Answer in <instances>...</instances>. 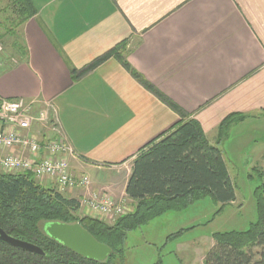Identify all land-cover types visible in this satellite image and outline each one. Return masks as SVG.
Here are the masks:
<instances>
[{
	"label": "crops",
	"instance_id": "1",
	"mask_svg": "<svg viewBox=\"0 0 264 264\" xmlns=\"http://www.w3.org/2000/svg\"><path fill=\"white\" fill-rule=\"evenodd\" d=\"M31 1L36 15L15 38L26 55L9 45L0 59V98L53 105L75 155L69 171L90 182L67 198L103 194L132 205L125 187L134 157L180 120L114 59L73 80L71 69L122 42L130 66L197 121L210 144L222 147L264 120V0ZM230 115L248 118L219 141Z\"/></svg>",
	"mask_w": 264,
	"mask_h": 264
},
{
	"label": "trees",
	"instance_id": "2",
	"mask_svg": "<svg viewBox=\"0 0 264 264\" xmlns=\"http://www.w3.org/2000/svg\"><path fill=\"white\" fill-rule=\"evenodd\" d=\"M3 3L5 5L0 7V15L4 14L0 16L3 50L7 45L1 40L7 38L6 43L9 42L13 51L26 55L24 47L16 43V32L36 15V9L31 0H0V6ZM8 12L12 16H8ZM126 53V44L122 42L81 70L71 69V75L77 80L107 60L114 59L143 88L180 117L171 130L141 148L134 157L125 187V195L132 202L131 212L113 223L81 216L79 201L67 198L55 188H45L31 174L0 172V229L44 252L39 256L0 242V264H121L122 245L129 232L207 197L221 207L235 201V187L221 149L208 142L197 121L185 119L177 105L130 66ZM247 118L243 115L226 117L218 127L219 141L227 137L231 125ZM248 177L258 182L253 191L257 221L245 231L213 234L214 245L204 256V264H264V168L253 167ZM54 222L79 223L112 253L104 262L90 261L74 254L45 233L44 225Z\"/></svg>",
	"mask_w": 264,
	"mask_h": 264
},
{
	"label": "rangeland",
	"instance_id": "3",
	"mask_svg": "<svg viewBox=\"0 0 264 264\" xmlns=\"http://www.w3.org/2000/svg\"><path fill=\"white\" fill-rule=\"evenodd\" d=\"M4 39L1 41L8 47V39ZM4 55L5 49L0 59ZM253 124L256 127L232 132L219 147L235 187V201L221 207L207 197L129 232L122 245L121 264H204L203 257L214 245L213 234L245 231L257 221L253 191L258 182L248 176L253 167L264 168V120ZM42 185L50 188L48 183ZM179 229L185 230L178 234Z\"/></svg>",
	"mask_w": 264,
	"mask_h": 264
},
{
	"label": "built area",
	"instance_id": "4",
	"mask_svg": "<svg viewBox=\"0 0 264 264\" xmlns=\"http://www.w3.org/2000/svg\"><path fill=\"white\" fill-rule=\"evenodd\" d=\"M3 46L0 43V57ZM1 67V60H0ZM68 157H75L65 140L51 103L37 106L23 98H0V171L4 174L29 173L35 180L48 179L60 193L87 189V176L73 175ZM97 219L113 223L131 212L122 200L93 194L79 201Z\"/></svg>",
	"mask_w": 264,
	"mask_h": 264
},
{
	"label": "water",
	"instance_id": "5",
	"mask_svg": "<svg viewBox=\"0 0 264 264\" xmlns=\"http://www.w3.org/2000/svg\"><path fill=\"white\" fill-rule=\"evenodd\" d=\"M45 233L53 240L74 254L90 261L104 262L112 253L105 244L97 242L79 223H49L43 227ZM0 242L8 246L43 256L44 252L38 246L18 240L0 229Z\"/></svg>",
	"mask_w": 264,
	"mask_h": 264
}]
</instances>
